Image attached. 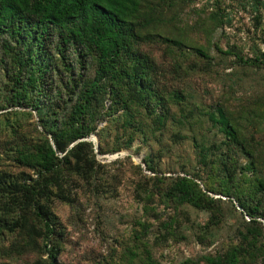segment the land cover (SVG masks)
Instances as JSON below:
<instances>
[{
	"label": "trees",
	"instance_id": "trees-1",
	"mask_svg": "<svg viewBox=\"0 0 264 264\" xmlns=\"http://www.w3.org/2000/svg\"><path fill=\"white\" fill-rule=\"evenodd\" d=\"M186 1L0 0V111L11 109L0 113V133H10L0 159L6 155L21 169H0V260L6 259L0 264L27 256L34 259L22 264H62L65 225L56 204L75 212L84 188L97 193L107 167L99 154L129 150L137 139L159 144L165 132L184 141V130L203 129L216 137L208 131L192 135L195 171L182 167L174 176H159L150 154L145 171L154 176L145 178L153 186L138 183L137 197L149 202L146 212L154 211L149 204L155 195L173 210L157 239L181 235L176 215L190 207L210 215L196 232L204 246L214 243L228 219L235 221L228 245L203 256L206 264H264V94H224L218 103L201 106L198 96L180 86L191 71H212L213 50L235 66L262 70L264 48L256 45L245 56L235 45L212 42L218 29L232 25L233 8L215 0L188 24L176 12ZM234 1L245 10L260 3ZM252 9L254 21L264 26V12ZM191 31L196 38L202 34V42ZM152 49L172 58V69ZM31 120L35 138L24 130ZM152 229L149 221L135 222L122 264H158L148 242Z\"/></svg>",
	"mask_w": 264,
	"mask_h": 264
},
{
	"label": "rangeland",
	"instance_id": "rangeland-1",
	"mask_svg": "<svg viewBox=\"0 0 264 264\" xmlns=\"http://www.w3.org/2000/svg\"><path fill=\"white\" fill-rule=\"evenodd\" d=\"M215 0H187L186 3L176 12L180 14L185 22L194 21L195 11L201 10L206 5L211 6ZM254 5L255 11L264 12V0ZM230 11L232 25L218 29L213 36L212 42H219L224 48L237 46L245 56H252L256 45L264 48V42L260 38L264 31V26L258 25L254 21L256 13L252 12L250 7L247 10L238 7L234 0H224L223 6ZM184 22V24H186ZM182 24V22H181ZM262 27V28H261ZM189 36L202 42V34L196 38L194 32ZM159 63L167 69H172L173 59L166 56L163 50L152 49ZM216 57L215 65L209 73L202 71H191L190 78L181 87L190 89L198 98L195 100L202 106H211L218 103L224 94L232 97L250 98L256 95L264 94V68L262 70L243 69L232 63V58L223 60L215 51H212ZM194 61L200 65V60L195 57ZM193 63L188 60L186 64ZM193 66V64H191ZM176 84V83H175ZM233 87V89H232ZM6 109L0 111L4 113L10 111ZM37 120V118H36ZM106 124L100 125L103 128ZM25 134L30 138L37 136L33 120L25 123ZM208 131L184 130L183 134L188 139L184 141H174L171 132H165L160 139L161 143H149L145 145L141 139H137L131 149L122 150L115 154H99L97 156L101 164H105L106 181L102 186H98L97 193L92 188H84L80 194V203L78 211H73L63 204H56L55 210L63 221V252L61 255L62 264H122L121 254L123 246L131 244L129 235L135 222L138 220L149 221L153 224V231L149 236V246L158 264H184L186 260L193 261L194 264H206L202 257L208 254H215L223 250L228 245L233 233L235 221L228 219L225 224L215 233L213 244L202 245L196 239V232L199 226H204L210 215L190 207H184L176 215L180 223L181 235L172 237L166 235L167 239H157L159 234L165 233L162 223L168 222L173 216L171 207L166 206L162 198L155 195L154 201L149 207H154V211L146 212L145 204L148 201H139L136 194L138 183H149L148 188L153 186V182L145 178L152 177L154 173L145 171L146 165L144 159L153 154L157 163V175L171 177L181 172L182 167H186L189 172L195 171L198 167L196 161L195 147L192 141V135ZM212 138L215 131H208ZM9 132L2 130L0 133V153L4 152V145L10 140ZM198 135V134H197ZM216 137V136H215ZM98 141L96 135L92 136ZM90 138V139H91ZM221 137L217 136V140ZM162 150L161 159L156 157L159 150ZM3 155V154H2ZM141 165L142 173L136 167ZM0 169H8L10 172L19 173L16 164L10 161L6 155L0 159ZM217 198L222 197L217 195ZM228 205V204H226ZM74 214V217H72ZM34 258L24 257L19 263L31 262ZM5 262L6 259L0 260Z\"/></svg>",
	"mask_w": 264,
	"mask_h": 264
},
{
	"label": "water",
	"instance_id": "water-1",
	"mask_svg": "<svg viewBox=\"0 0 264 264\" xmlns=\"http://www.w3.org/2000/svg\"><path fill=\"white\" fill-rule=\"evenodd\" d=\"M90 140L94 142L95 147H96V151H98L99 150V143H98V141L96 139H94V138H91Z\"/></svg>",
	"mask_w": 264,
	"mask_h": 264
}]
</instances>
